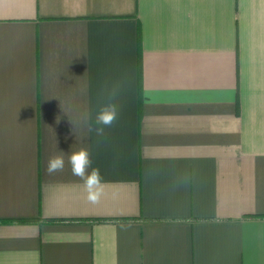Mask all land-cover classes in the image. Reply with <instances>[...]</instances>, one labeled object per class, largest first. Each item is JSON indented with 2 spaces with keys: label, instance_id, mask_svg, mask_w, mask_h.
Returning <instances> with one entry per match:
<instances>
[{
  "label": "crops",
  "instance_id": "1",
  "mask_svg": "<svg viewBox=\"0 0 264 264\" xmlns=\"http://www.w3.org/2000/svg\"><path fill=\"white\" fill-rule=\"evenodd\" d=\"M0 264H264V0H0Z\"/></svg>",
  "mask_w": 264,
  "mask_h": 264
},
{
  "label": "clouds",
  "instance_id": "2",
  "mask_svg": "<svg viewBox=\"0 0 264 264\" xmlns=\"http://www.w3.org/2000/svg\"><path fill=\"white\" fill-rule=\"evenodd\" d=\"M109 102L102 103L99 110L95 113L94 125L88 123V131L95 132L98 138H104L106 129L111 128L119 117V106L115 102L116 94L111 92L108 94ZM87 120L91 121L89 115ZM56 154L49 157L46 164V173L53 175L63 172L65 168V158L62 154ZM68 164L70 165L72 175L78 177L82 181V187L86 193V199L90 204H99L105 196V182L101 175V171L97 167H92L91 153L88 148L81 147L77 151L68 155Z\"/></svg>",
  "mask_w": 264,
  "mask_h": 264
},
{
  "label": "trees",
  "instance_id": "3",
  "mask_svg": "<svg viewBox=\"0 0 264 264\" xmlns=\"http://www.w3.org/2000/svg\"><path fill=\"white\" fill-rule=\"evenodd\" d=\"M138 85H140L139 73H138Z\"/></svg>",
  "mask_w": 264,
  "mask_h": 264
}]
</instances>
